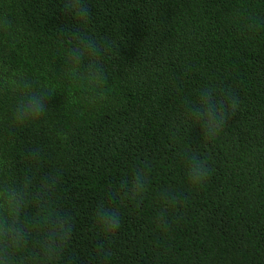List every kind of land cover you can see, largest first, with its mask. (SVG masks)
I'll list each match as a JSON object with an SVG mask.
<instances>
[{"label": "trees", "instance_id": "obj_1", "mask_svg": "<svg viewBox=\"0 0 264 264\" xmlns=\"http://www.w3.org/2000/svg\"><path fill=\"white\" fill-rule=\"evenodd\" d=\"M63 2L0 0L10 23L0 28V176L59 174L71 264H264V0H88L92 19L79 26L111 42L95 94L67 75V31L79 22ZM20 78L56 89L48 113L24 125L13 119ZM207 86L241 101L214 141L185 112ZM184 153L207 159L202 186L188 182ZM141 168L150 178L142 203L111 200ZM165 190L183 203L167 205ZM100 202L121 211L110 237L95 222ZM164 207L167 229L157 218ZM101 241L107 261L97 256Z\"/></svg>", "mask_w": 264, "mask_h": 264}, {"label": "clouds", "instance_id": "obj_2", "mask_svg": "<svg viewBox=\"0 0 264 264\" xmlns=\"http://www.w3.org/2000/svg\"><path fill=\"white\" fill-rule=\"evenodd\" d=\"M62 11L74 23L79 22L77 27L67 31V39L72 44L66 54L67 75L75 80H87L95 94L105 79L104 56L111 42L88 35L79 26L92 19L88 0H64ZM252 26H255L254 21ZM9 27L6 18L0 19V28L7 30ZM18 87L21 95L13 110L14 122L24 125L44 117L49 111L48 100L56 89L39 87L25 78H20ZM240 104L239 96L232 90L218 93L215 87L207 86L199 90L198 102L187 105L185 112L188 119L200 126L203 138L214 141L228 120L236 115ZM29 158L38 161L40 149L31 150ZM183 158L190 185L202 186L210 176L207 159L193 153H184ZM59 179L58 173H48L37 182L33 174L27 173L19 183H9L0 176V264H71L66 254L74 226L71 216L57 208ZM149 186L147 170L137 169L113 189L110 199L121 203L135 202L139 206L149 192ZM160 199L173 208L183 203L180 196L168 190L160 193ZM32 208L36 212L29 216ZM167 214L168 207L157 213L165 229L168 227ZM94 216L105 237L112 236L121 227L120 208L110 203H98ZM29 248L34 250L29 252ZM96 252L101 261L112 256L105 241L97 244Z\"/></svg>", "mask_w": 264, "mask_h": 264}]
</instances>
